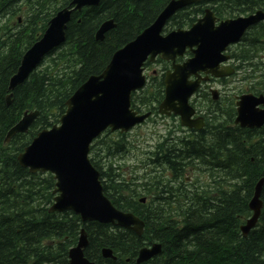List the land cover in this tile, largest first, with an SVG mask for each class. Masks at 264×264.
Masks as SVG:
<instances>
[{"label": "trees", "instance_id": "1", "mask_svg": "<svg viewBox=\"0 0 264 264\" xmlns=\"http://www.w3.org/2000/svg\"><path fill=\"white\" fill-rule=\"evenodd\" d=\"M71 1L0 0L2 21L13 19L25 8L20 26H12L0 39V264H69L68 251L76 244L81 227L88 234L85 255L96 264H136L139 250L153 243H160L162 252L145 264H264V185L259 226L246 237L240 232L251 216L249 202L255 187L264 178V127L233 126V101L223 127L161 145L150 160L151 171L144 176L134 169L124 173L112 166L103 171L101 160L126 154L128 146L123 141L95 142L92 163L101 173L104 193L117 209L145 223L142 237L111 225L83 224L71 212H49L53 176L30 174L19 165L18 154L39 130L59 122L76 89L90 76L99 75L113 53L153 23L170 0H100L97 6L73 12L64 44L50 56H56L51 65L8 91L24 52L50 18ZM207 4L221 19L264 10V0H206L178 11L169 26H192ZM107 20L115 28L102 41L96 40L97 30ZM246 36L233 57L241 63L252 59L245 79L259 80L263 86L253 92L264 93V69L255 64L259 53L264 54V25ZM8 94H12L10 104ZM152 94L161 100L160 91L146 93ZM27 110H38V119L26 134L16 135L5 145L7 132ZM186 173L194 176V183L184 182ZM145 195L150 201L142 203ZM104 248L112 250L117 260L104 259Z\"/></svg>", "mask_w": 264, "mask_h": 264}, {"label": "water", "instance_id": "2", "mask_svg": "<svg viewBox=\"0 0 264 264\" xmlns=\"http://www.w3.org/2000/svg\"><path fill=\"white\" fill-rule=\"evenodd\" d=\"M200 1L202 0H173L166 5L168 7L153 28L117 52L113 64L104 74L90 79L76 92L67 104V111L60 121L61 125L54 126L51 131L41 132L25 149L21 160L24 168L34 173L51 172L56 176L58 181L56 192L59 196L55 198L51 211L70 210L81 215L84 221L97 220L101 223L118 221L120 225L142 233L143 225L138 219L133 215L122 214L104 197L100 175L88 159L90 144L108 128L112 131L126 132L141 122L142 118L130 110L131 95L144 85L142 67L149 55L151 59L161 55L163 59L174 61L177 56H183L187 48L194 55L183 65H174V73L168 74L166 80V99L163 105L166 111L171 110L181 115L183 125L190 126L186 120L193 112L188 106V100L202 80L199 73L204 72L215 77H226L232 73L227 67L220 70V63L230 58L222 53L230 44L240 41L250 27L264 21V11H258L245 18L226 20L216 26L217 19L211 10L207 9L205 16L191 30L173 31L166 37L162 36L168 19L179 10ZM83 2L84 0H73L71 6L81 5V8ZM67 9L57 13L44 39L35 44L26 56L24 55L17 73L10 80L9 90L24 81L46 53L65 42L63 34L72 13ZM107 24H104L101 30H105ZM110 27L109 23L107 28ZM192 75L197 77L194 82L189 81ZM9 99L10 96L7 97V102ZM176 101L181 106L178 109L173 107ZM258 105H264L262 95L240 97L237 102L236 123L243 128L262 127L264 109H258ZM35 116L37 113L23 119L15 131L26 132ZM262 185V182L258 185L255 197L250 202V209L254 212L253 221L261 214ZM250 222L251 220L248 224ZM87 246L88 241L83 232L78 246L69 253L70 264H94L84 257L83 250ZM104 256L111 258L112 254L108 251ZM151 256H153L151 252L143 253L139 262H146Z\"/></svg>", "mask_w": 264, "mask_h": 264}, {"label": "bare ground", "instance_id": "3", "mask_svg": "<svg viewBox=\"0 0 264 264\" xmlns=\"http://www.w3.org/2000/svg\"><path fill=\"white\" fill-rule=\"evenodd\" d=\"M73 1V0H72ZM99 1L100 0H84V2H83V4H82V7L80 8V6L79 5H76V10L74 9L75 8V6H71V4L69 5V7H68V9L69 10H71L72 11V13L73 12H81L82 10H84V9H86V8H89V7H93V6H97L98 4H99ZM173 0H170L166 5H168L169 3H171ZM92 3V4H89V3ZM20 3V2H19ZM26 3V2H25ZM202 3H204V1H200V2H197V3H194V4H192V5H190V6H187L186 8H188V7H191V6H194V5H198V4H202ZM89 4V5H88ZM166 7H168V6H164L163 7V9L161 10V12L159 13V15L156 17V19L153 21V23H151L146 29H144L142 32H140V34H138L136 37H135V39H133L132 41H130V42H128L127 44H125L123 47H121V48H119L118 50H116L114 53H113V55L111 56V58H110V61H109V63L107 64V66L105 67V69L99 74V75H92V76H90L85 82H83L77 89H76V91L72 94V96L67 100V102H66V110H65V112H64V114L60 117V119H59V122L57 123V124H60V121H61V118L65 115V113H66V111H67V104H68V102L71 100V98L76 94V92L83 86V85H85L90 79H93V78H98V77H100L102 74H104L106 71H107V68L108 67H110L112 64H113V62H114V57L116 56V53L117 52H120L121 50H123L127 45H129V44H131V43H133V42H135L136 41V39L142 34V33H144L145 31H147V30H149V29H151V28H153L159 21H160V18H161V15H162V13L164 12V10H165V8ZM67 8V6L66 7H63V8H61V9H59V10H63V9H66ZM67 9V10H68ZM183 9H185V8H183ZM183 9H181V10H183ZM181 10H179V11H181ZM10 13V12H9ZM8 13V14H9ZM72 13H70V20H71V17H72ZM7 14V13H6ZM57 15V13L56 14H54L51 18H50V20L48 21V23H47V26H46V28L44 29V31L43 32H41L40 34H39V36H38V38L36 39V41L24 52V54H23V56H22V59H23V57H25L26 55H27V53L31 50V48H33L34 47V45L35 44H37L38 42H40L42 39H44V37H45V35H46V33H47V31H48V29H49V26H50V23L52 22V20H53V18L55 17ZM2 17H4V15L2 16ZM14 18H17V16H15ZM13 18V19H14ZM172 18V17H171ZM170 18V19H171ZM2 19V18H1ZM0 19V20H1ZM12 18H9V20H13ZM170 19H168V21L166 22V24H165V26H164V28H163V33L164 34H169V33H171L173 30H181V29H184V28H171L170 26H169V20ZM18 21H19V23H21V21H22V19L21 18H18ZM110 23L111 24V27L108 29L107 28V25ZM104 24H107L106 25V27H105V30H101V28H102V26L104 25ZM261 25H264V24H256V25H253L251 28H250V31L249 32H251V31H253L255 28H258V27H260ZM14 26H16V24L14 25ZM13 26V27H14ZM18 26H20L19 24H18ZM112 28H115V24H114V22L112 21V20H107V21H105V22H103L101 25H100V27H99V29L97 30V32H96V34H95V36H96V40H99V41H102L103 39H104V36H105V34L110 30V29H112ZM66 30H67V26H66V29H65V31H64V34H63V36H64V39H66ZM247 34H249V33H247ZM4 36H2L1 34H0V39H2ZM248 37L246 36V38H245V40H244V46L247 48V45H248ZM62 46V45H61ZM61 46H59V48L57 49V51L60 49V47ZM25 55V56H24ZM53 58H56V56H52V58H49L48 59V61L44 64V65H40V66H37L36 68H34V69H32L31 70V72L29 73V75L26 77V79L25 80H27V79H29L30 78V76L32 75V74H34L35 72H38L39 70H41L43 67H44V69L50 64L51 65V60L53 59ZM21 61H23V60H21ZM48 62H50V63H48ZM147 64L145 65V67H144V71H143V74H142V78H143V81H144V85L140 88V89H138L137 91H136V93H135V103H136V110H137V112L140 114V116H141V118H142V120H141V122H140V127H142V126H144V125H147V123L148 122H154V124L155 125H160V124H165V121H167V118L165 117V115L164 114H162V113H160L159 111H158V107H159V99L157 98H155V96H154V94H152V95H149V96H147L146 95V93L147 92H153V91H156V90H158V91H160V93L161 94H159L160 95V98L163 96V90H162V88H160V89H158V87H156L158 84H163V82H164V80H165V77H166V75H167V72H168V68H167V66H165V65H162V64H158L156 61H155V58L154 59H151V56L149 55L148 57H147V59H146V61H145ZM247 63H248V65H250L251 63H252V59H250V60H248L247 61ZM20 65H21V62H20ZM159 65H162V68H161V70L158 72L157 70L158 69H156ZM248 65L247 64H245V62H243V69H244V77L242 78V80H240L241 82H245V84H247V86H246V88H247V90H246V92L247 91H257V90H259L262 86H263V84L259 81V80H257V79H252L251 81H249L248 82V80L247 79H245V78H247L248 77V74H250V70H249V68H248ZM20 67V66H19ZM18 67V68H19ZM18 70V69H17ZM151 71V72H150ZM157 78V79H156ZM24 80V81H25ZM24 81H22L21 83H19V84H17L16 86H15V88L17 87V86H19V85H21ZM14 88V89H15ZM14 89H12V90H10V92L11 91H13ZM11 99H12V94H10V99H9V101H8V104H10L11 103ZM231 103H232V101L230 100V99H228V98H226V97H222V98H219V99H215V100H211L210 101V103H209V105L208 106H206V107H204V109L202 110V112H203V114L202 113H200L197 117H195L194 119H193V121L191 122V127L190 128H181V127H179V126H177V129H176V131L175 132H173L172 130L171 131H169L168 130V135H166V136H163L162 138H161V140H158L157 141V143L155 144V146H154V148L151 150V151H149L148 153H147V156H148V158L146 159V162L148 161V165H149V167H150V160L152 159L153 160V153H155L156 151H157V149L159 148V147H161V145H162V147H163V145L164 144H166L167 142H178V141H180V140H185V139H187V140H190V137L192 136V135H195V134H200V133H202V132H207V133H211L212 131H213V129L214 128H216V127H223V117L226 115V112L229 110H231ZM35 113H37V116H35V118H34V120L31 122V125L28 127V129H27V131L26 132H22V131H15V129H16V127H17V125L23 120V119H26L28 116H30V115H32V114H35ZM38 117H39V111L38 110H27V111H25L24 113H23V116L21 117V119L19 120V122L17 123V124H15L8 132H7V134H6V136H5V140H4V144L5 145H7V144H9L10 142H11V140H13V138L16 136V135H18V134H26L29 130H30V128L34 125V123H35V121L38 119ZM213 124V128H211V125ZM226 126V125H225ZM140 127H133L132 129H131V132L133 131V130H135L136 128H140ZM228 127V126H227ZM226 127V128H227ZM48 128H45V129H42V130H39L37 133H36V135H35V137L33 138V140L31 141V143L29 144V145H31L32 143H33V141H35L36 139H37V137H39V135H40V133L41 132H43V131H46ZM12 130V131H11ZM52 130V128H50V130L49 131H51ZM10 132V133H9ZM129 134H127V133H124L123 131H121V130H117V131H112V132H104L103 133V136L101 137V139H99V140H97L96 142H98V141H100V140H106V143H107V141H109V140H112V142H121V141H123L124 143H126L127 144V146H128V149H127V153L126 154H123V155H117V156H115V157H112V158H108V159H102L101 160V162H100V167L103 169V171H106L110 166H112L114 169H118V168H122L123 170H124V173H125V171L127 172V170H129L128 169V165H129V163L128 162H123V163H119V160L121 161L122 159H124L126 156H128L129 154H130V152H131V144H130V142H128L127 141V136H128ZM8 137H10L9 139H8ZM115 138H119V140H115ZM8 139V140H7ZM28 145V146H29ZM95 146V145H94ZM94 146L92 147V149H91V153H90V163L92 164V166H93V168L99 173V175H100V179H101V173H100V171L93 165V163H92V150H93V148H94ZM26 148V147H25ZM25 148L23 149V151L22 152H20L19 154H18V156H17V161H18V163H19V165L21 166V167H23V165H22V157H23V155H24V150H25ZM149 159V160H148ZM146 162H145V164H146ZM24 168V167H23ZM25 169H27V168H25ZM132 169H134L135 170V166H133L132 167ZM145 170H147V168H146V166H145V168H144ZM28 170V169H27ZM151 171V168H149V170H147L146 172H140V171H137L136 170V172H139L140 174L142 173V175L141 176H144V175H146V174H148V172H150ZM28 172L30 173V174H32V175H35V174H39V173H34V172H30L29 170H28ZM194 176H192L191 174L189 175V174H187L186 173V175L184 176V182L185 183H187L188 185H190L191 183H194V181L195 180H193L192 178H193ZM55 181V183H56V180H54ZM263 183V185H264V178H262V179H260L259 180V182L257 183V185H256V187H255V190H256V188L258 187V185L260 184V183ZM101 183H102V180H101ZM102 185H103V183H102ZM263 185H262V187H263ZM215 192V188L213 189V191H212V194ZM150 201V196H147V195H145V196H142V198H141V202L142 203H147V202H149ZM262 211H263V205H262V207H261V214H262ZM49 212L50 213H56V214H62L61 212H57V211H51V207H50V209H49ZM65 212H71V213H73L74 215H76V216H78L79 218H80V220H81V222L83 223V224H87V223H90V222H97V223H100V224H105V225H111L112 227H115V228H118V229H122V230H126V231H129V232H132V233H134V234H136L138 237H142L143 236V234H144V232H145V223L138 217V216H136L135 214H133V213H131V212H124V211H121L120 210V212L122 213V214H124V215H133L136 219H138L141 223H142V225H143V228H142V233L141 234H139V233H137L135 230H133V229H129V228H126V227H124V226H122V225H120L119 223H118V221H115L114 223H101V222H99V221H97V220H83V217L81 216V215H79V214H76L75 212H73V211H70V210H67V211H64L63 213H65ZM261 214H260V216H259V218L257 217V219L255 220V221H253L254 219H253V217H254V214L253 213H251V216L244 222V224H242L241 225V227H240V232H241V234L243 235V237H246L247 235H248V233L250 232V231H252L253 229H255L257 226H259V224H260V217H261ZM253 219V220H252ZM251 220V222L248 224V222ZM133 227V226H132ZM85 233L86 235H87V238H88V234H87V231L85 230V228L84 227H81L80 228V230H79V235H78V239H77V242H76V244H78L79 242H80V239H81V237H82V233ZM108 251H110L111 252V254H112V257L111 258H114V260H117V257L113 254V251L112 250H110V249H108V248H104L103 250H102V256H103V258L104 259H111V258H107V257H105L104 256V254L105 253H107ZM147 252H151L152 254H153V256H151L150 257V259L148 260V261H146V262H143V263H140L139 262V259L141 258V256H142V254L143 253H147ZM161 252H162V246H161V244L160 243H153V244H151V245H149V246H144V247H142L140 250H139V252H138V255H137V258H136V264H145V263H147V262H149L150 260H152L153 258H155V257H157V256H159L160 254H161ZM151 255V254H150ZM69 260V259H68Z\"/></svg>", "mask_w": 264, "mask_h": 264}, {"label": "rangeland", "instance_id": "4", "mask_svg": "<svg viewBox=\"0 0 264 264\" xmlns=\"http://www.w3.org/2000/svg\"><path fill=\"white\" fill-rule=\"evenodd\" d=\"M255 63L258 62L255 61ZM161 68L162 65H159L156 69H158L157 71L159 72ZM243 77L244 74H239L227 86L224 87L221 84H217L214 87L217 88L222 93V95L229 94L233 96L240 94L242 90L245 91L246 89L245 82L240 81L242 80ZM176 124L177 123L175 121L167 120L165 121V124L163 123L160 125H155L154 122L152 121V122H148L147 125H144L140 128H136L135 130H133L131 133H129V135L126 138L127 141L130 142L131 144V148H132L131 152L124 159H122L121 161L119 160V163L121 164L123 162H128L129 163L128 169H132V167L135 166V170L140 172H146L147 170H149L150 167L148 165V161L146 162V159L148 158L147 153L154 148L158 140H161L163 136L169 134L168 130L169 131L172 130L173 132H175L177 129V126H175ZM115 140H119V138H115ZM145 166L147 170L144 169ZM140 175H142V173Z\"/></svg>", "mask_w": 264, "mask_h": 264}, {"label": "flooded vegetation", "instance_id": "5", "mask_svg": "<svg viewBox=\"0 0 264 264\" xmlns=\"http://www.w3.org/2000/svg\"><path fill=\"white\" fill-rule=\"evenodd\" d=\"M203 109H204V108H203ZM203 109H202V110H203ZM202 110H201V112H200V113H202V114H203Z\"/></svg>", "mask_w": 264, "mask_h": 264}]
</instances>
